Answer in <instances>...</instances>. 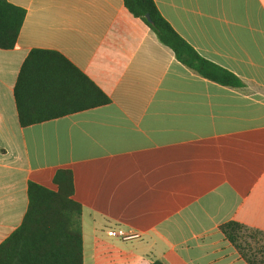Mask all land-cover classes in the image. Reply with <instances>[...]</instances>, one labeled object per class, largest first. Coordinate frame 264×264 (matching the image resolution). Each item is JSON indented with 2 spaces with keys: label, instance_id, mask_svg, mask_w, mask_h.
I'll use <instances>...</instances> for the list:
<instances>
[{
  "label": "crops",
  "instance_id": "obj_1",
  "mask_svg": "<svg viewBox=\"0 0 264 264\" xmlns=\"http://www.w3.org/2000/svg\"><path fill=\"white\" fill-rule=\"evenodd\" d=\"M26 10L0 49V245L28 185L74 175L84 264H248L220 230L264 231V0H154L202 57L237 75L203 78L123 0H8ZM33 49L61 53L111 99L21 127L14 87ZM139 235L123 241L110 229Z\"/></svg>",
  "mask_w": 264,
  "mask_h": 264
},
{
  "label": "trees",
  "instance_id": "obj_2",
  "mask_svg": "<svg viewBox=\"0 0 264 264\" xmlns=\"http://www.w3.org/2000/svg\"><path fill=\"white\" fill-rule=\"evenodd\" d=\"M123 2L131 15L149 27L187 68L223 86H244L237 75L202 57L181 37L162 16L154 0ZM25 17L24 8L0 0V49L15 47ZM14 97L21 127L111 103L110 97L65 56L45 49H33L25 59ZM54 185L56 189L29 182L26 214L20 227L0 245V264H84L83 206L74 198L73 172L59 169ZM220 230L248 264H264L263 257L258 256L263 249L255 251L264 231L236 221L222 224Z\"/></svg>",
  "mask_w": 264,
  "mask_h": 264
},
{
  "label": "built area",
  "instance_id": "obj_3",
  "mask_svg": "<svg viewBox=\"0 0 264 264\" xmlns=\"http://www.w3.org/2000/svg\"><path fill=\"white\" fill-rule=\"evenodd\" d=\"M108 235L113 238H118L123 241H131L139 237L138 234L133 232H127L123 229L117 228V229H110L108 231Z\"/></svg>",
  "mask_w": 264,
  "mask_h": 264
},
{
  "label": "rangeland",
  "instance_id": "obj_4",
  "mask_svg": "<svg viewBox=\"0 0 264 264\" xmlns=\"http://www.w3.org/2000/svg\"><path fill=\"white\" fill-rule=\"evenodd\" d=\"M263 249V253H261V254H258V256L260 257V258H262L263 257V259H264V237H260L259 239H258V244H257V246H256V249H255V251L256 250H262ZM258 251V252H259ZM257 252V251H256Z\"/></svg>",
  "mask_w": 264,
  "mask_h": 264
},
{
  "label": "water",
  "instance_id": "obj_5",
  "mask_svg": "<svg viewBox=\"0 0 264 264\" xmlns=\"http://www.w3.org/2000/svg\"><path fill=\"white\" fill-rule=\"evenodd\" d=\"M147 19H148V21H151L149 15H147Z\"/></svg>",
  "mask_w": 264,
  "mask_h": 264
}]
</instances>
